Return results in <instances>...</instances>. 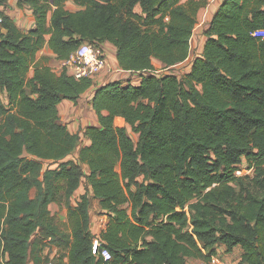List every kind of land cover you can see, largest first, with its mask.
<instances>
[{
    "label": "trees",
    "instance_id": "16d2710c",
    "mask_svg": "<svg viewBox=\"0 0 264 264\" xmlns=\"http://www.w3.org/2000/svg\"><path fill=\"white\" fill-rule=\"evenodd\" d=\"M18 4L33 7L36 26L0 15V264H187L218 247L264 264V0H223L183 77L159 75L155 61L169 69L191 57L205 0ZM84 42L115 45L121 68L142 81L96 88L99 125L83 130L90 144L74 161L82 135L59 122L58 107L94 82L56 73L38 53L48 43L63 61ZM246 163L252 172L238 174ZM83 178L109 216L100 246L89 194L72 203Z\"/></svg>",
    "mask_w": 264,
    "mask_h": 264
},
{
    "label": "crops",
    "instance_id": "0c3cea01",
    "mask_svg": "<svg viewBox=\"0 0 264 264\" xmlns=\"http://www.w3.org/2000/svg\"><path fill=\"white\" fill-rule=\"evenodd\" d=\"M186 1V0H184ZM206 4L199 10L197 15V22L194 29V34L192 37V54L191 57L183 62L177 64L175 67L179 69L184 74L190 72L192 67V62L194 58L201 56L204 50V46L207 40L206 31L210 26L212 18L217 11L218 7L222 4L223 0H205ZM19 0H6L4 4H0V15H6L10 17L15 24L23 31L28 32L35 28L36 21L34 15V9L30 4H23V6H19ZM65 8L71 12H75L81 10L82 7L76 4L73 1H67L65 3ZM140 11V10H139ZM49 39V37H48ZM101 46L105 50L107 62L112 67L111 71L104 70L93 79L94 86L88 92H86L77 102H73L71 100H64L59 105V122L66 125L68 129L72 133H80L82 135L81 143L76 149V151L69 155L66 160H74L78 161L79 151L81 147L89 145L90 140L83 136V130L88 126H96L99 125L98 116L91 105V100L94 95V92L97 87L103 86L109 82L113 81H130L134 85H139L142 81V75L138 73H133L131 71H126L121 68L119 60H118V50L115 45L110 42H104ZM43 58H48V64L53 68V70L60 74L61 60L57 59L56 54L50 48L49 44H45L44 48L38 53ZM161 65V64H160ZM57 67V69L54 68ZM183 69V70H181ZM88 99L89 112L85 115L83 114V103ZM82 115V118L81 116ZM83 122L82 127L79 125V120ZM117 124L119 126H125L127 128V124L122 119H117ZM84 172L86 175L90 173V169L87 165L83 166ZM89 194L90 197V230L92 234L96 237L95 243L101 240V233L106 230L107 223L109 221V216L106 214V211L102 209L101 203L99 199L94 198L91 190L88 188L86 183V178H83V182L76 190L72 197L73 205H77L81 200V197L85 194ZM50 210L53 214L57 212H62L61 207L57 203H52L50 205ZM98 213V216H95L93 213ZM57 251L54 250L52 253V257L56 255ZM240 248H236L232 254L224 253L223 247H218L216 252V257L221 261V264H240ZM66 264H68V258H64L63 260ZM30 264V262H29ZM33 264V262H32ZM187 264H202V260L200 259H189Z\"/></svg>",
    "mask_w": 264,
    "mask_h": 264
},
{
    "label": "built area",
    "instance_id": "2783aa9c",
    "mask_svg": "<svg viewBox=\"0 0 264 264\" xmlns=\"http://www.w3.org/2000/svg\"><path fill=\"white\" fill-rule=\"evenodd\" d=\"M2 17L0 16V25ZM62 72L75 77L76 79L91 78L94 79L96 75L104 70L111 71L112 67L107 62L105 50L102 46L84 42L79 48L71 54L69 59L60 62ZM252 170H248L247 174ZM101 241L96 242V246H100ZM98 255L104 261L110 262L113 260L111 251L106 247L99 249ZM202 264H221V261L216 256H212L208 261L202 260Z\"/></svg>",
    "mask_w": 264,
    "mask_h": 264
},
{
    "label": "rangeland",
    "instance_id": "374dc122",
    "mask_svg": "<svg viewBox=\"0 0 264 264\" xmlns=\"http://www.w3.org/2000/svg\"><path fill=\"white\" fill-rule=\"evenodd\" d=\"M42 56H44V55H41V54H40V55H39V58L42 59ZM155 63H156L157 70L159 71V72H158L159 75L170 74V73H172V74H176V75H178L179 77H183V75H184V73L181 72V71H180L179 69H177L176 67H172V68L166 69V68L161 67V66L157 63V61H155ZM54 68L58 70L57 67L54 66ZM181 70H183V69H181ZM33 72H34V71L31 72V75H33ZM82 105H83V108H82V110H83V114L85 115L86 113L89 112L88 99H86L85 102H84ZM80 116H81V118H82V115H80ZM79 125H80V127H82V125H83V122L81 121V119L79 120ZM127 130H128V133L130 134V136H131L135 141H137L138 138H139V135L133 131V129L131 128V126L128 125V126H127ZM55 166H56V165H55ZM55 166H54V167H55ZM248 166H249V164H247V163H246L245 165H242V166H241V169H242V170L238 171L237 173H238V174H242L243 172H244V173L247 172V171L249 170ZM46 167H47V166H46ZM33 194H34V193H33ZM57 213H58V212H57ZM93 214H94L95 216H98V215H99V214L96 213V212L93 213ZM53 252H54V251H53ZM53 252H51V253H53ZM30 264H32V261H30Z\"/></svg>",
    "mask_w": 264,
    "mask_h": 264
}]
</instances>
